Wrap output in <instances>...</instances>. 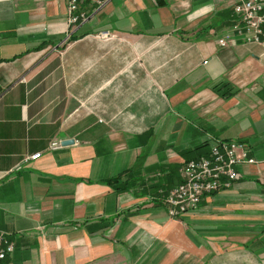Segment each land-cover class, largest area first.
I'll list each match as a JSON object with an SVG mask.
<instances>
[{
    "label": "crops",
    "instance_id": "0c3cea01",
    "mask_svg": "<svg viewBox=\"0 0 264 264\" xmlns=\"http://www.w3.org/2000/svg\"><path fill=\"white\" fill-rule=\"evenodd\" d=\"M100 1L69 27L66 0H0V264H264V34L218 43L233 0ZM215 138L256 161L170 217Z\"/></svg>",
    "mask_w": 264,
    "mask_h": 264
},
{
    "label": "built area",
    "instance_id": "2783aa9c",
    "mask_svg": "<svg viewBox=\"0 0 264 264\" xmlns=\"http://www.w3.org/2000/svg\"><path fill=\"white\" fill-rule=\"evenodd\" d=\"M101 4L100 0H92ZM67 25L83 24L89 18L79 6V0H66ZM232 16L234 21L231 32L218 38L220 45L234 41L238 36L244 42L262 41L264 34V0H233ZM99 37L109 39V31H101ZM59 145L53 141L51 146ZM40 152L24 157L23 161L36 159ZM256 160L249 155L246 143L233 139L215 138L209 145L205 155L186 160L180 168V182L170 189L164 199L170 217L179 218L194 210L206 194L231 187L240 177L238 166L242 163H254ZM14 249V243L8 233L0 228V260Z\"/></svg>",
    "mask_w": 264,
    "mask_h": 264
},
{
    "label": "trees",
    "instance_id": "16d2710c",
    "mask_svg": "<svg viewBox=\"0 0 264 264\" xmlns=\"http://www.w3.org/2000/svg\"><path fill=\"white\" fill-rule=\"evenodd\" d=\"M77 35L70 36L71 39L75 38ZM215 90L221 94L223 97L230 96L233 91L230 90V87L228 86L227 82H220L219 84L215 85ZM119 176L111 177L107 179L105 182L108 184H115L118 181ZM124 187H119L118 189H123Z\"/></svg>",
    "mask_w": 264,
    "mask_h": 264
},
{
    "label": "water",
    "instance_id": "95a60500",
    "mask_svg": "<svg viewBox=\"0 0 264 264\" xmlns=\"http://www.w3.org/2000/svg\"><path fill=\"white\" fill-rule=\"evenodd\" d=\"M72 142H73V139H68V140L62 141L61 144L65 145V144L72 143Z\"/></svg>",
    "mask_w": 264,
    "mask_h": 264
}]
</instances>
